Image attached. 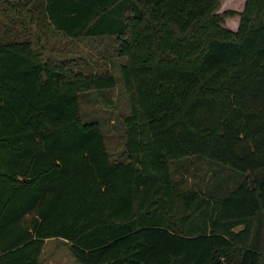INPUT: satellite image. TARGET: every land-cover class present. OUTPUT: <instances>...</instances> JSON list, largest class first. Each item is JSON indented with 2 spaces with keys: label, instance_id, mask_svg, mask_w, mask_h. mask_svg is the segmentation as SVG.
Wrapping results in <instances>:
<instances>
[{
  "label": "trees",
  "instance_id": "obj_1",
  "mask_svg": "<svg viewBox=\"0 0 264 264\" xmlns=\"http://www.w3.org/2000/svg\"><path fill=\"white\" fill-rule=\"evenodd\" d=\"M7 1L28 30H0V264H42L50 237L83 264H264V0ZM41 19L114 38L116 67L45 54ZM118 84L113 158L82 99Z\"/></svg>",
  "mask_w": 264,
  "mask_h": 264
},
{
  "label": "rangeland",
  "instance_id": "obj_2",
  "mask_svg": "<svg viewBox=\"0 0 264 264\" xmlns=\"http://www.w3.org/2000/svg\"><path fill=\"white\" fill-rule=\"evenodd\" d=\"M16 2L0 0V30H6L9 35H26L27 20L24 13H20L15 6ZM246 0H221L219 11H241ZM37 16V14H36ZM44 45L46 53L60 57L74 56L79 60V66L85 70L104 72L116 67L118 57L114 51V38H101L95 36H83L72 38L57 32L53 26L43 25ZM240 22L238 13L226 16L224 25L237 27ZM43 25V26H42ZM234 29V28H232ZM120 72L117 71L119 77ZM82 108L85 117L97 116L104 121L107 130V144L113 158H118L125 144L123 116L129 111L128 96L118 84L112 89L91 91L83 94ZM201 174H206V179H212L215 169L206 173V167ZM188 184L194 182V178L188 176ZM42 264H83L72 253L70 244L62 238L50 237L45 240L41 255Z\"/></svg>",
  "mask_w": 264,
  "mask_h": 264
},
{
  "label": "crops",
  "instance_id": "obj_3",
  "mask_svg": "<svg viewBox=\"0 0 264 264\" xmlns=\"http://www.w3.org/2000/svg\"><path fill=\"white\" fill-rule=\"evenodd\" d=\"M238 25H239V23H238ZM231 28L237 29V28H238V26H237V27H231Z\"/></svg>",
  "mask_w": 264,
  "mask_h": 264
}]
</instances>
